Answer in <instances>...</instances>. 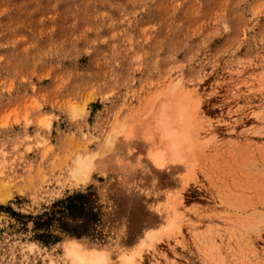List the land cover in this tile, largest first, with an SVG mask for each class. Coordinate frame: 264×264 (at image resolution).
Here are the masks:
<instances>
[{
	"label": "rangeland",
	"instance_id": "obj_1",
	"mask_svg": "<svg viewBox=\"0 0 264 264\" xmlns=\"http://www.w3.org/2000/svg\"><path fill=\"white\" fill-rule=\"evenodd\" d=\"M179 105L191 156L155 164ZM69 240L264 264V0H0V264H69Z\"/></svg>",
	"mask_w": 264,
	"mask_h": 264
},
{
	"label": "bare ground",
	"instance_id": "obj_2",
	"mask_svg": "<svg viewBox=\"0 0 264 264\" xmlns=\"http://www.w3.org/2000/svg\"><path fill=\"white\" fill-rule=\"evenodd\" d=\"M166 105L171 106L172 104L170 105V104L166 103L165 107H166ZM165 107H162V108H164L163 110H165ZM184 109H182L179 105V108L177 107V109L174 110L175 111L174 114L176 116L170 115V116H172V118H174V121L170 120V118L167 116L165 117L164 114H163L164 115L163 117L161 116L163 118V120L160 119V121H158L159 130L162 134V138L165 140L164 143H166V144H165V146L163 145L164 147H160V148H158V150L152 151L148 155L150 157V160H152L155 164H164L162 162H164V160L168 161L167 159H165L167 157L172 159V160L173 159L174 160L175 159H177V160L181 159V161H182V157H185L186 155H190V154H186V151H189V149L193 146V143L195 141L193 140V133H191V131H190V128H191V122H189L190 116L187 115V112L186 113H185V111L183 112ZM170 110H173V107L170 108ZM164 112H162V113H164ZM173 122H177V123L179 122V124L181 123L179 125L180 127L178 128V126L175 125ZM123 126L121 124L116 126L117 127L116 133L119 130H120V132L121 131L123 132L124 131L123 129L125 127V126L124 127ZM112 130L113 131H111V132H112V136H113V134H115V133H113L114 129H112ZM109 137L111 138V135ZM165 156H167V157H165ZM190 160H191V158H190ZM92 161L93 160H92L91 156L76 157L74 160L71 172H70L72 178H74V180H75V179H81V178L85 179V178H87V176L89 177V174L91 173V170L93 168ZM159 167H160V165H159ZM185 180L186 179H184L183 182H185ZM185 184H187V182ZM173 221H175V220H173ZM172 226H173V224H172ZM166 229L169 230V228H166ZM172 230H174V229H172ZM172 230H171V232H172ZM146 237L148 238V236H146ZM65 254L67 255V257L69 259V264H104V254H102V252L100 253V251L95 250V249H84L80 246V244H78L74 240H69L66 242ZM133 257L125 256V257H122L121 260L124 264H128L129 262L131 263V261H132L131 259H133Z\"/></svg>",
	"mask_w": 264,
	"mask_h": 264
},
{
	"label": "trees",
	"instance_id": "obj_3",
	"mask_svg": "<svg viewBox=\"0 0 264 264\" xmlns=\"http://www.w3.org/2000/svg\"><path fill=\"white\" fill-rule=\"evenodd\" d=\"M74 199L69 200V204L66 205L65 207L60 206L63 210L61 211V213L66 212L69 215H72L73 213H76L78 211V214H81V211H79V209H77V207L73 204ZM63 205V204H60ZM75 236L79 237L81 236V234H74Z\"/></svg>",
	"mask_w": 264,
	"mask_h": 264
}]
</instances>
